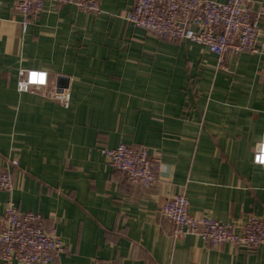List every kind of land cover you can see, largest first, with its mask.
<instances>
[{"label":"crops","instance_id":"crops-1","mask_svg":"<svg viewBox=\"0 0 264 264\" xmlns=\"http://www.w3.org/2000/svg\"><path fill=\"white\" fill-rule=\"evenodd\" d=\"M133 1L100 0L99 15L45 1L27 27L1 1L0 165L15 190L0 192V218L10 199L41 214L64 245L52 264H264V245L174 237L162 215L183 193L195 216L264 217V166L253 162L264 135V31L256 53L220 67L206 46L131 26ZM246 2L264 28V0ZM23 69L55 74L69 107L19 92ZM120 144L161 158L153 187L108 166L99 147Z\"/></svg>","mask_w":264,"mask_h":264},{"label":"built area","instance_id":"built-area-1","mask_svg":"<svg viewBox=\"0 0 264 264\" xmlns=\"http://www.w3.org/2000/svg\"><path fill=\"white\" fill-rule=\"evenodd\" d=\"M2 0H0L1 3ZM15 14L27 27L43 9L45 1L59 7L75 6L86 14L102 13L100 0H11ZM127 22L138 29L172 43L191 41L206 46L222 67L228 55L256 53V42L263 33L261 13H254L246 0H134L126 15ZM19 92L32 93L52 100L64 108L70 105L68 88H59L52 73L23 69L19 72ZM99 151L112 169L125 175L133 185L153 187L161 163L146 147L120 144L115 148L100 146ZM253 162L264 166V135L256 147ZM17 165L16 161L11 162ZM12 173L0 165V192L13 194ZM162 215L174 225L173 236L196 235L211 247L231 244L246 251L264 245V217L250 216L244 223L220 222L189 212V200L183 193L168 198ZM64 252L63 241L52 227L44 226V217L21 211L10 199L0 218V260L2 264H52ZM91 264H114L98 258Z\"/></svg>","mask_w":264,"mask_h":264}]
</instances>
